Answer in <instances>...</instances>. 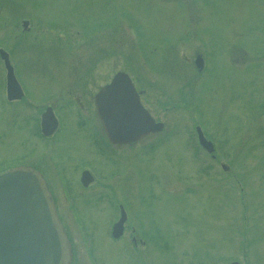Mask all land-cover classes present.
I'll return each instance as SVG.
<instances>
[{"label":"rangeland","instance_id":"rangeland-1","mask_svg":"<svg viewBox=\"0 0 264 264\" xmlns=\"http://www.w3.org/2000/svg\"><path fill=\"white\" fill-rule=\"evenodd\" d=\"M11 2L0 0V48L11 45L4 38L20 34L13 25L16 14L39 22L38 40L24 35L25 51L12 50L32 100L54 93L64 75L73 81L80 71L93 70V90L123 70L164 123L162 131L107 158L92 154L73 108L62 112L56 138L70 179L78 176L72 163L88 160L106 196L82 212L105 245L96 251L97 261L77 234L83 264H264V0ZM50 27L55 29L48 33ZM64 27L71 31L70 56L67 41H55ZM196 53L204 58L201 73ZM3 76L0 64V131L2 115L11 112L2 103ZM23 111L32 116L33 110ZM18 121L12 134L18 140L13 145L12 137L7 143L0 139V158L11 159L31 143L33 132ZM199 123L214 142L215 158L200 150ZM117 202L140 221L148 252L133 250L129 231L119 240L106 233L110 217L119 213Z\"/></svg>","mask_w":264,"mask_h":264},{"label":"flooded vegetation","instance_id":"flooded-vegetation-1","mask_svg":"<svg viewBox=\"0 0 264 264\" xmlns=\"http://www.w3.org/2000/svg\"><path fill=\"white\" fill-rule=\"evenodd\" d=\"M11 4L12 2L10 0V5ZM36 17L38 18L37 15ZM34 19L35 17L30 15L23 16V12L16 14L13 19V25L18 31L16 33L20 34H11V37L4 38V40L11 43V45L4 50L8 52L9 59L14 68V74L21 85V91L17 92L14 90L11 98L9 97L7 92V69L4 59L0 57V64L4 69L2 103L11 107L9 108L11 112L8 116L6 114L2 115L4 127L3 130L0 131V139L1 142L7 143L8 138L12 137L11 143L13 145L14 143L16 144L18 136L13 137L12 134L17 120H23L25 125L30 127L29 129L33 132V135L31 143H27L25 149L17 150L14 155L10 156L12 157L11 159L7 156L0 158V174L12 167L20 165L31 166L40 171L44 175L53 194L57 213L71 242L72 256L70 264H83L81 256L78 257L79 245L76 238L77 234H80L84 241L83 246L85 247L83 249H87L89 256L98 261L99 257L95 253L105 246L102 245V242H104L102 241V234L98 238L94 237L89 225L93 227L95 224L90 220L89 215H83L82 212L90 205H99V201L105 199L106 196L104 195V189L102 192H99L98 172L90 166L88 160L80 166H78L77 163H72V171L78 173V176L73 180L70 179L68 166L61 156L62 147L59 148L57 142H59L60 145L62 144L60 139L56 138L57 132L60 131L63 126L61 114L63 111L70 110V107L73 108L75 124L82 130L88 132L87 139H90L93 155L99 156V154H106L105 156H107V158H111L119 153L118 151L121 149L119 147H126L135 142L114 144L108 140L99 120L97 105L99 88L92 90V87L96 88V80H94L93 70L91 69L80 71L82 74L75 77L73 81H70L72 76L64 75V77H62V86L63 84L65 85L63 87L58 85L61 90L57 88L54 93H47L36 102L30 98L22 81L18 78L17 74L21 73L19 70L15 69V64L12 59V57H14L12 50L25 51L22 45L24 35L32 34V41L38 40L40 31L39 22L37 20L34 21ZM53 29L55 28H48V33ZM64 30L65 33L63 37H60L59 31L57 32L58 34H56L55 41L57 40L61 43L62 40H66L67 42L64 43L69 47L65 51L70 56L72 50L71 31L69 27H64ZM34 47V45L29 46L30 49H27V51H33ZM66 72L71 75L69 71ZM54 83L56 84V81ZM62 89H64V91ZM25 107L33 110L32 116L24 117L23 110ZM20 121H18L19 124ZM10 125H12V127H10ZM67 131L71 132L73 129L69 128ZM199 147L202 152L209 154L202 146L199 145ZM148 149H151V144L147 147V150ZM209 155L211 158H215L213 154ZM88 172H91L93 176ZM106 200H109L108 197ZM111 201L112 198L110 202ZM119 206L120 203L117 202L119 213L110 217L111 219L108 221L106 233L109 235L113 224L120 218ZM139 222L126 213V219L122 224L123 235L126 231H129L131 237L130 241L134 251H140L141 249L145 251L146 249V252H148L149 249L147 250V248H149L150 243L146 240V237L142 235ZM119 239L122 238H118L117 240Z\"/></svg>","mask_w":264,"mask_h":264},{"label":"water","instance_id":"water-1","mask_svg":"<svg viewBox=\"0 0 264 264\" xmlns=\"http://www.w3.org/2000/svg\"><path fill=\"white\" fill-rule=\"evenodd\" d=\"M195 63L202 69L201 56ZM12 77L9 73V86H14ZM98 96L99 117L113 142L134 141L163 127L143 107L139 93L124 72H118ZM197 131L200 143L211 152L212 143L199 127ZM124 216L121 206V218L113 228L114 237L122 234L119 226ZM70 257L68 238L42 175L29 167L15 168L1 175L0 264H69Z\"/></svg>","mask_w":264,"mask_h":264},{"label":"bare ground","instance_id":"bare-ground-1","mask_svg":"<svg viewBox=\"0 0 264 264\" xmlns=\"http://www.w3.org/2000/svg\"><path fill=\"white\" fill-rule=\"evenodd\" d=\"M95 254H97V253H95Z\"/></svg>","mask_w":264,"mask_h":264}]
</instances>
